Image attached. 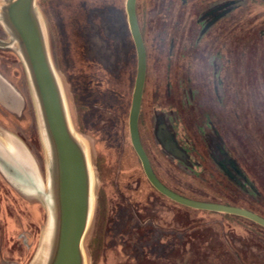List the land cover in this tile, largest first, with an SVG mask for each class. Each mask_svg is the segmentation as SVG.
Returning <instances> with one entry per match:
<instances>
[{
  "label": "rangeland",
  "instance_id": "374dc122",
  "mask_svg": "<svg viewBox=\"0 0 264 264\" xmlns=\"http://www.w3.org/2000/svg\"><path fill=\"white\" fill-rule=\"evenodd\" d=\"M241 1L242 31L247 36L250 31L257 35L259 27L256 17L259 12L264 15V8L256 6V0ZM126 2L37 0L66 110L73 130L84 140L93 175L91 216L82 246L84 264H264V228L242 217L190 209L169 199L165 200V210L157 208L153 212L151 209L148 220L143 215L138 216L133 207H128L118 216L114 213L115 209L110 207H106L104 212L100 210L97 201L99 182L94 167L98 153L95 146L97 140L92 135H81L79 122L83 113H87L89 123L100 119H122L125 123L119 125V130L124 127L125 135H129L127 124L137 74V53L129 29ZM175 3L179 6V1L175 0ZM1 5L2 0L0 8ZM160 6V0H137L141 33L145 35L150 48L147 54L149 87L157 86L156 74L160 69L159 53L154 50L158 38ZM177 10L175 8L174 13ZM93 14L102 15L103 21L108 19L109 23L103 24L102 40L96 44V51L103 62L102 70L113 73L109 79L106 78L109 73L84 74L86 72L82 68L84 65L80 56L85 44L83 34L87 31L94 35L95 27L86 21ZM235 17L238 19L239 15ZM237 24L232 22V34L238 30L240 25ZM105 29L111 33L112 42ZM256 35L249 36L252 42ZM235 39L242 40V34ZM0 41L6 45L0 47V76L16 90L21 99V102L17 101L16 110L0 103V154L9 156L8 160L12 156L13 161L10 163L13 165L17 158L18 163L30 166L38 173L45 190L48 154L39 107L26 66L17 51L18 46L1 21ZM105 60L110 63L108 68H105ZM231 66L232 72H241L240 78H232L231 92L232 95L239 94L238 91L242 90L245 94L242 103L245 104L243 108L246 116L245 132L237 131V139L231 145L241 156H245L243 166L255 188L242 192L231 184L229 190H224L222 182L218 180L221 176L216 175L217 171L206 159H198L203 165L193 172L184 168L180 173L172 170L181 180L178 193L185 197L236 205L264 215V123L259 127V123L264 121L260 118L264 112H258L259 104L256 101V84L259 83L256 73L261 65L248 63ZM243 72L247 75L244 76ZM96 82L104 84L97 85ZM96 86L101 88L95 89ZM84 102L93 105L94 109L85 108L82 105ZM85 109L88 111H83ZM191 126L189 121L186 126L179 125L176 129L182 134L185 130L193 131ZM199 144L204 146L202 142ZM25 188L0 167V264H35L45 247L49 227L46 201Z\"/></svg>",
  "mask_w": 264,
  "mask_h": 264
},
{
  "label": "flooded vegetation",
  "instance_id": "af4514ba",
  "mask_svg": "<svg viewBox=\"0 0 264 264\" xmlns=\"http://www.w3.org/2000/svg\"><path fill=\"white\" fill-rule=\"evenodd\" d=\"M177 1L179 6L175 0H160L158 38L154 45V50L159 53L160 69L156 74L157 86L149 87L147 55L146 87L139 117L142 147L157 178L176 193L181 190L182 184L172 169L179 173L182 168L193 172L203 165L198 159L210 162L217 171L216 175L221 176L218 180L222 182L224 190H229L233 184L242 192L252 191L255 187L243 166L245 156H241L231 145L237 139V131L245 132L243 127L246 120L245 104L242 103L245 94L242 90L238 91L239 94L232 95L231 92V80L240 78L241 72H232L231 65H261L256 73L259 79L256 101L259 104L258 112L263 113L264 15L259 12L256 17L258 34L250 31L247 36L241 28V0ZM256 6L264 8V0H256ZM175 8L178 10L174 13ZM237 15L238 19L235 17ZM86 21L95 27V33L93 35L86 31L83 34L85 44L80 59L86 72L84 74L96 75L104 71L96 44L102 40L103 24L109 23L108 19L103 21L102 15L97 14ZM232 22L239 23L242 40L235 39L240 36L238 30L231 33ZM105 32L112 42L111 33L107 29ZM255 35L256 39L252 42L250 38ZM143 39L148 54L150 48L145 35ZM109 64L105 60V68ZM104 72L109 73L107 79L113 75L108 70ZM243 75L247 73L243 72ZM82 105L87 109L93 108L88 102ZM86 114L80 116L79 131L84 137L92 135L97 140L95 146L98 153L94 167L99 182L97 201L100 210L104 212L106 207H110L115 209L114 213L118 216L128 207H133L136 214L143 215L145 220L149 219L151 209L153 212L157 208L165 210L167 198L147 178L132 145L130 131L129 135H125L124 127L119 130V125L125 121L100 119L89 123ZM260 118L264 119V116ZM189 121L193 131L185 130L180 134L176 127L186 126ZM263 123L260 122L259 127ZM127 128L129 130V122ZM201 142L204 146L199 144Z\"/></svg>",
  "mask_w": 264,
  "mask_h": 264
},
{
  "label": "water",
  "instance_id": "95a60500",
  "mask_svg": "<svg viewBox=\"0 0 264 264\" xmlns=\"http://www.w3.org/2000/svg\"><path fill=\"white\" fill-rule=\"evenodd\" d=\"M0 21L18 46L39 107L48 154L46 189L38 173L24 163H10L13 157L0 154V167L27 191L44 198L49 227L43 252L35 264H84L83 240L89 228L92 209V174L84 140L76 134L68 116L63 93L54 70L37 0H2ZM126 11L137 53V74L129 112L132 145L152 186L167 199L195 210L238 216L264 228V217L233 205L197 201L174 192L155 175L140 140L141 113L147 51L137 16V0H127ZM0 47H6L0 41ZM21 102L16 90L0 76V103L16 110ZM27 166V167H26ZM30 188V189H28Z\"/></svg>",
  "mask_w": 264,
  "mask_h": 264
},
{
  "label": "trees",
  "instance_id": "16d2710c",
  "mask_svg": "<svg viewBox=\"0 0 264 264\" xmlns=\"http://www.w3.org/2000/svg\"><path fill=\"white\" fill-rule=\"evenodd\" d=\"M236 206V205H235ZM245 209H247V208H245ZM248 210H251V209H248ZM251 211H253V210H251ZM257 213V212H256ZM262 217H264V215H262V214H260ZM263 228V227H262Z\"/></svg>",
  "mask_w": 264,
  "mask_h": 264
}]
</instances>
